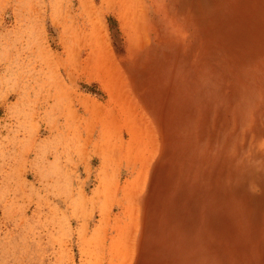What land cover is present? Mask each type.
Segmentation results:
<instances>
[{
	"label": "rangeland",
	"instance_id": "obj_1",
	"mask_svg": "<svg viewBox=\"0 0 264 264\" xmlns=\"http://www.w3.org/2000/svg\"><path fill=\"white\" fill-rule=\"evenodd\" d=\"M0 264H264V0H0Z\"/></svg>",
	"mask_w": 264,
	"mask_h": 264
}]
</instances>
